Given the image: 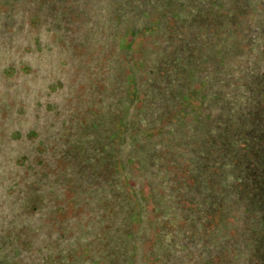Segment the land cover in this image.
<instances>
[{
	"label": "rangeland",
	"instance_id": "rangeland-1",
	"mask_svg": "<svg viewBox=\"0 0 264 264\" xmlns=\"http://www.w3.org/2000/svg\"><path fill=\"white\" fill-rule=\"evenodd\" d=\"M0 264H264V0H0Z\"/></svg>",
	"mask_w": 264,
	"mask_h": 264
}]
</instances>
